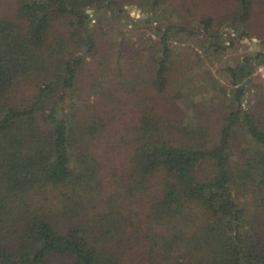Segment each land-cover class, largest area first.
<instances>
[{"label": "trees", "instance_id": "trees-1", "mask_svg": "<svg viewBox=\"0 0 264 264\" xmlns=\"http://www.w3.org/2000/svg\"><path fill=\"white\" fill-rule=\"evenodd\" d=\"M137 1L0 0V264H264V94L246 86L264 53L223 69L230 90L172 85L167 43L173 31L231 49L252 37L257 0H174L200 29L157 27L151 78L125 83L82 6L116 17ZM224 22L240 27L227 41ZM89 63L95 93L80 102ZM195 94L201 106L221 99L216 123L204 110L184 123Z\"/></svg>", "mask_w": 264, "mask_h": 264}, {"label": "rangeland", "instance_id": "rangeland-1", "mask_svg": "<svg viewBox=\"0 0 264 264\" xmlns=\"http://www.w3.org/2000/svg\"><path fill=\"white\" fill-rule=\"evenodd\" d=\"M71 1L76 2L78 0ZM141 2L143 5L145 4L144 0H138L133 4H122L123 13L118 14L116 17H112L110 12L103 10L97 11L96 6L93 5L84 3L86 5L83 4L82 6V10L87 16L88 29L91 30L93 37L98 39L99 49L109 52L113 57V59L110 60L112 62H115V59L119 58L118 60H120V65H122L123 68L122 76L125 83L151 78L153 61H156L160 57L157 46L160 43L161 35L155 31L157 27L164 29L168 26H177L184 27L188 30L200 29L197 21L191 19L188 13H184L185 11H183L174 0H170L165 4L162 3L155 12L145 10L144 7L139 5ZM189 4L192 6V9L195 7L187 0L186 7H188ZM218 7L212 5L209 7L207 3L205 4V11H208L210 8L211 10H216ZM220 7H225L226 10L231 9V6L226 5V3H222ZM2 13L3 11L0 10V18L3 17ZM143 15L146 16L144 20L141 19ZM150 17L155 19L149 21ZM70 22L69 19L64 18V20H62L61 17H56V21L53 23V29L60 28L62 31L66 23L65 27L67 28L66 32L68 34ZM226 23L224 22L217 27L218 33L222 35L225 41L234 37V31L240 28L237 22H233V25H228ZM250 31L252 33L250 39H243L238 44L234 45L233 48H227L218 53H213L208 48V41L204 37L198 36L194 38L192 36L170 31L167 43L170 49L169 65L171 66L172 85H175L180 78H183V80H190L193 85L208 83L214 85L216 88L219 87L220 89L230 90L228 86L229 77L223 69L225 67H234L238 65L245 56L252 55L256 48L259 52L264 53V42L262 45L259 44L260 41L258 40V37L264 39V0H257L256 13ZM64 33L65 31H63V34ZM225 45H227V43H225ZM84 61L89 62V59H85ZM110 65L114 66L113 63H110ZM254 66L255 69L252 75L246 80L248 93L263 95L264 79L261 78V74L264 73V66ZM90 67L89 63L88 67L80 73L82 84L77 82L76 91L73 92L81 93L79 98L80 102L82 101V97L86 95L85 93H95V91L86 88L89 82V78L87 77L89 71H91ZM106 77L107 79L112 78L111 73ZM85 81L86 85L84 86L83 83ZM151 96V93L144 91L139 96L138 101L142 106H147ZM199 96H201V94H195V96H193V100L197 102L194 107L191 106L184 110V123L194 125L199 122V114L196 112L201 110H204L205 117L213 118V120H210L211 123L209 124L216 123L221 113V99H218L220 102L201 106V104H198L200 101ZM153 100L154 98L152 101ZM162 101V98L157 99V97H155L154 105L156 104L155 106H157L160 102L162 103ZM186 104L191 103L190 101H181V108L183 109ZM243 104H246L245 101H243Z\"/></svg>", "mask_w": 264, "mask_h": 264}, {"label": "water", "instance_id": "water-1", "mask_svg": "<svg viewBox=\"0 0 264 264\" xmlns=\"http://www.w3.org/2000/svg\"><path fill=\"white\" fill-rule=\"evenodd\" d=\"M87 12H89V11H87ZM141 19H142V20L146 19V16H145V15L141 16ZM153 19H155V18L150 17V18H149V21H153Z\"/></svg>", "mask_w": 264, "mask_h": 264}, {"label": "built area", "instance_id": "built-area-1", "mask_svg": "<svg viewBox=\"0 0 264 264\" xmlns=\"http://www.w3.org/2000/svg\"><path fill=\"white\" fill-rule=\"evenodd\" d=\"M261 78L264 79V73L261 74Z\"/></svg>", "mask_w": 264, "mask_h": 264}]
</instances>
